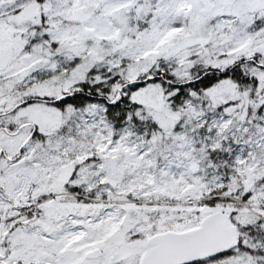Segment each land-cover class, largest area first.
<instances>
[{"label":"snow or ice","instance_id":"obj_1","mask_svg":"<svg viewBox=\"0 0 264 264\" xmlns=\"http://www.w3.org/2000/svg\"><path fill=\"white\" fill-rule=\"evenodd\" d=\"M0 264H264V0H0Z\"/></svg>","mask_w":264,"mask_h":264}]
</instances>
